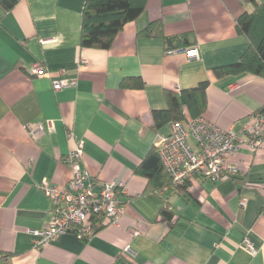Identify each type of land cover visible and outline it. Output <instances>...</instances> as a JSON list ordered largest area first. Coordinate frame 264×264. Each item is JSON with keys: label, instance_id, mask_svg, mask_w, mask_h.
Wrapping results in <instances>:
<instances>
[{"label": "crops", "instance_id": "1", "mask_svg": "<svg viewBox=\"0 0 264 264\" xmlns=\"http://www.w3.org/2000/svg\"><path fill=\"white\" fill-rule=\"evenodd\" d=\"M263 1L147 0L109 49L79 45L85 0L0 4V264H264V144L230 154L238 173L225 181L196 176L159 195L139 172L154 140L169 133V122L155 126L152 116L167 107L165 91L208 81L202 116L234 131L264 106V77L213 72L245 52L236 19ZM152 22L151 34L141 35ZM192 45L198 60L183 50ZM35 63L44 76L29 73ZM60 69L76 85L54 91ZM137 76L142 88L120 86ZM25 126L41 130L32 137ZM76 141H83L82 166L99 182H123V213L88 239L72 231L36 249L28 230L50 219L39 185L67 182L63 158Z\"/></svg>", "mask_w": 264, "mask_h": 264}, {"label": "built area", "instance_id": "2", "mask_svg": "<svg viewBox=\"0 0 264 264\" xmlns=\"http://www.w3.org/2000/svg\"><path fill=\"white\" fill-rule=\"evenodd\" d=\"M183 50L189 60L200 58L195 45ZM80 63H85V60ZM29 73L44 76L46 71L42 65L35 63ZM64 74L65 70L60 69L59 75L52 81L54 91L76 85V78H68ZM168 125V135L159 136L153 142V148L169 177V182L157 191L159 195L182 187L196 176L212 183L228 180L238 170L227 163V157L241 146L254 151L264 144V113L259 111L251 113L239 131L221 129L203 116L171 121ZM48 127L52 132L53 128ZM25 128L32 137L41 130L40 126ZM66 135L73 137L70 130L66 131ZM82 156L83 141H76L63 158L71 172L67 182L56 184L42 180L39 185L49 201L50 219L45 228L28 230L36 249L72 231L77 238L88 239L99 228L115 225L120 220L123 206L119 196L125 193L123 182H99L82 166ZM240 205L244 206L245 201L241 200ZM136 233L133 231V234ZM242 246L250 253L255 252L248 238L243 239ZM127 250L129 247L125 248Z\"/></svg>", "mask_w": 264, "mask_h": 264}, {"label": "trees", "instance_id": "3", "mask_svg": "<svg viewBox=\"0 0 264 264\" xmlns=\"http://www.w3.org/2000/svg\"><path fill=\"white\" fill-rule=\"evenodd\" d=\"M16 1L0 0V4L5 10H10ZM146 3L147 0H85L81 13L79 45L83 48L109 49L124 25L135 20ZM154 25V22L150 23L141 31V35L151 34ZM236 28L246 37L248 47L236 62L214 67V75L222 78L227 75L250 73L264 77V1L255 4L252 12H243L239 15L236 19ZM166 42L170 44V39L167 38ZM208 83L202 81L195 87L165 91L167 107L152 111L155 126L202 116L206 109L205 89ZM120 86L142 88L144 82L139 76L128 77L121 81ZM257 111L264 113V106ZM139 172L148 179V185L152 186V189L169 182V177L154 148L141 163ZM161 213L166 221L172 220L173 214L167 205L163 207Z\"/></svg>", "mask_w": 264, "mask_h": 264}]
</instances>
